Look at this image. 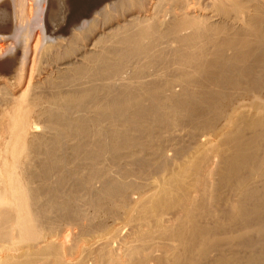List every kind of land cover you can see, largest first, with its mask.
I'll return each instance as SVG.
<instances>
[{"label": "bare ground", "instance_id": "bare-ground-1", "mask_svg": "<svg viewBox=\"0 0 264 264\" xmlns=\"http://www.w3.org/2000/svg\"><path fill=\"white\" fill-rule=\"evenodd\" d=\"M0 264H264V0H0Z\"/></svg>", "mask_w": 264, "mask_h": 264}, {"label": "rangeland", "instance_id": "rangeland-1", "mask_svg": "<svg viewBox=\"0 0 264 264\" xmlns=\"http://www.w3.org/2000/svg\"><path fill=\"white\" fill-rule=\"evenodd\" d=\"M123 231H124V232H123ZM125 231H127V229H123V230H122V233H123V234L126 233Z\"/></svg>", "mask_w": 264, "mask_h": 264}]
</instances>
